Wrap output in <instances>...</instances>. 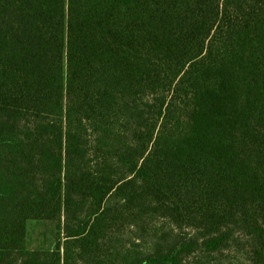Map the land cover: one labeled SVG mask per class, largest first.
Wrapping results in <instances>:
<instances>
[{
    "label": "trees",
    "instance_id": "obj_1",
    "mask_svg": "<svg viewBox=\"0 0 264 264\" xmlns=\"http://www.w3.org/2000/svg\"><path fill=\"white\" fill-rule=\"evenodd\" d=\"M0 264H264V0H0Z\"/></svg>",
    "mask_w": 264,
    "mask_h": 264
},
{
    "label": "rangeland",
    "instance_id": "obj_2",
    "mask_svg": "<svg viewBox=\"0 0 264 264\" xmlns=\"http://www.w3.org/2000/svg\"><path fill=\"white\" fill-rule=\"evenodd\" d=\"M32 229H34L35 230V238H36V236H38V232L40 231V230H42L43 229V225H41V224H37L36 222L35 223H31V226H30ZM33 240V239H32ZM34 241V243L36 244L37 243V241H38V239H36V240H33ZM33 241H32V243H33Z\"/></svg>",
    "mask_w": 264,
    "mask_h": 264
}]
</instances>
